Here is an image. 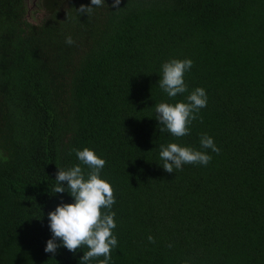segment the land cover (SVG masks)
Listing matches in <instances>:
<instances>
[{
  "label": "trees",
  "instance_id": "1",
  "mask_svg": "<svg viewBox=\"0 0 264 264\" xmlns=\"http://www.w3.org/2000/svg\"><path fill=\"white\" fill-rule=\"evenodd\" d=\"M82 4L41 0L33 23L25 0H0V264H84L86 246L44 250L48 213L73 200L51 192L58 167L84 147L116 198L112 264H264V0ZM185 57L208 103L177 138L155 107L188 95L159 86ZM203 133L221 149L208 165L159 164L161 144L199 148Z\"/></svg>",
  "mask_w": 264,
  "mask_h": 264
},
{
  "label": "clouds",
  "instance_id": "2",
  "mask_svg": "<svg viewBox=\"0 0 264 264\" xmlns=\"http://www.w3.org/2000/svg\"><path fill=\"white\" fill-rule=\"evenodd\" d=\"M104 2L90 0V4H82L78 12L88 15ZM113 2L118 5L120 0ZM66 43L72 45L73 38L68 36ZM193 63L188 57L171 58L162 63L159 72V86L170 99L188 93L183 100L175 103L162 101L155 107L156 119L163 126L160 131H167L177 138L190 133V125L208 103V94L203 86H197L189 92L185 82V74L191 70ZM199 143V148L178 142L161 144L159 164L169 173L182 170L185 164L208 165L212 159L211 153L218 154L221 149L214 137L207 133L200 136ZM75 152L80 163L67 169L58 167L54 179L56 185L51 190L52 193L67 190L73 200L58 204L48 213L52 235L44 250L54 254L60 246L73 252L86 246L87 251L80 258L84 264H93V261L96 264H112V251L118 247L117 236L113 233L116 213L112 210L116 198L111 182L102 176L106 160L89 147L75 149ZM82 165L87 166L88 170ZM100 257L103 259L100 260Z\"/></svg>",
  "mask_w": 264,
  "mask_h": 264
},
{
  "label": "rangeland",
  "instance_id": "3",
  "mask_svg": "<svg viewBox=\"0 0 264 264\" xmlns=\"http://www.w3.org/2000/svg\"><path fill=\"white\" fill-rule=\"evenodd\" d=\"M43 16H44L43 8H39V7L30 9L28 14L26 15L27 19L30 22H35V23L40 22Z\"/></svg>",
  "mask_w": 264,
  "mask_h": 264
},
{
  "label": "water",
  "instance_id": "4",
  "mask_svg": "<svg viewBox=\"0 0 264 264\" xmlns=\"http://www.w3.org/2000/svg\"><path fill=\"white\" fill-rule=\"evenodd\" d=\"M25 5H26V10H27V14L29 12L30 9H33L35 7H39V8H43L41 5V0H25ZM44 11V15H45V9L43 8ZM35 23V22H33Z\"/></svg>",
  "mask_w": 264,
  "mask_h": 264
}]
</instances>
